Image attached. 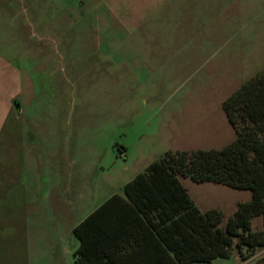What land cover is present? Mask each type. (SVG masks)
Returning <instances> with one entry per match:
<instances>
[{"label":"rangeland","instance_id":"374dc122","mask_svg":"<svg viewBox=\"0 0 264 264\" xmlns=\"http://www.w3.org/2000/svg\"><path fill=\"white\" fill-rule=\"evenodd\" d=\"M2 56L34 81L18 102L25 152L2 133L0 264H74L72 228L147 163L234 140L222 103L264 63V0H0ZM181 183L222 223L251 197ZM234 251L213 264H264V246Z\"/></svg>","mask_w":264,"mask_h":264},{"label":"trees","instance_id":"16d2710c","mask_svg":"<svg viewBox=\"0 0 264 264\" xmlns=\"http://www.w3.org/2000/svg\"><path fill=\"white\" fill-rule=\"evenodd\" d=\"M222 107L234 140L220 149L165 151L73 228L76 264H213L264 246V67ZM180 176L249 189L251 197L222 223L221 210L199 211Z\"/></svg>","mask_w":264,"mask_h":264},{"label":"crops","instance_id":"0c3cea01","mask_svg":"<svg viewBox=\"0 0 264 264\" xmlns=\"http://www.w3.org/2000/svg\"><path fill=\"white\" fill-rule=\"evenodd\" d=\"M263 64L264 63L254 64V69L251 68L252 69L251 72H253L254 70H257L256 71V73H257L258 71H260L264 67ZM25 69H27V65L25 63H23V62H21V63L15 62L14 63L12 61V59L10 60L6 56L5 57H3V56L0 57V161H2V162H4V160H2V159H4V157L6 155V153H4V151H11L12 152L14 150V148L12 149V146H10L8 144V142L6 141V139H5L6 136L2 137V133H6L5 130H7L9 133L10 132H12L13 134L14 133L18 134L19 133L21 136L23 135V138L18 143L19 148L16 149L17 151H19V152L20 151L21 152L24 151L25 152L24 145H28V143L26 142V138L24 137V134L27 133L26 129H28V128L25 127L26 124L24 122H23V124L21 122V125H20V121H21L20 117H24L22 115V113H24V111H23L22 104H20L18 102H20L21 96L25 95V89H26L27 83H28L27 81L30 80L31 83L33 84L34 75L33 74L29 75L28 73L25 72ZM244 82H246V81H243L242 83L240 81L241 84H243ZM14 108L17 110L16 114L14 112L15 111ZM33 134L35 135L34 136V141L31 142V143L33 145H34V143L39 145V141L37 142V140H36L37 137H38L37 133H33ZM39 146L37 147L36 150H37V154L41 156V147H43V142H41ZM119 150L122 153V155L126 157L127 147L121 145ZM174 151H176V150H174ZM179 151H181V150H179ZM161 156L162 155H160L157 159H154L153 161L158 160ZM153 161L147 163V165L144 167V169L139 171L138 173H141V172L145 171V169L148 167V165L150 163H152ZM138 173H136L131 179H133ZM185 178H187V177H181L180 176L178 178L179 182L181 183V180L185 179ZM130 180H128V181H130ZM127 182H125L122 185V187H121V192L122 193L121 194H123V186ZM202 183H204V182H202ZM181 185H182V183H181ZM184 189L187 192V189L185 187H184ZM113 194H117V193H113ZM113 194H111V195H113ZM187 194H188V192H187ZM111 195H109L107 198H109ZM188 196H189V194H188ZM106 199H104V201ZM190 199H191V197H190ZM191 200L193 201V199H191ZM104 201H102L97 207H99ZM193 203L197 207V205H196V203L194 201H193ZM95 209H93L91 212H93ZM211 209H215V208H211ZM207 210H210V209H207ZM207 210H205V211H207ZM199 211L200 212H205V211H201V210H199ZM88 215H86V216H88ZM79 223H77V224H79ZM73 228H72V232H73ZM73 235H74V233H73ZM77 241H78V239H77ZM78 245H79V242H78ZM216 259L217 258H215L213 260V263H214V261ZM73 261H74L73 263L76 264L75 263L74 253H73Z\"/></svg>","mask_w":264,"mask_h":264}]
</instances>
